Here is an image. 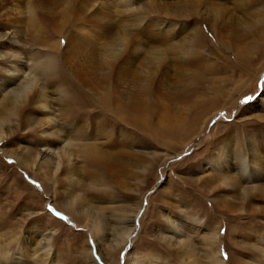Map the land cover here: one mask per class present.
Here are the masks:
<instances>
[{
  "label": "rangeland",
  "instance_id": "obj_1",
  "mask_svg": "<svg viewBox=\"0 0 264 264\" xmlns=\"http://www.w3.org/2000/svg\"><path fill=\"white\" fill-rule=\"evenodd\" d=\"M0 264H264V0H0Z\"/></svg>",
  "mask_w": 264,
  "mask_h": 264
}]
</instances>
